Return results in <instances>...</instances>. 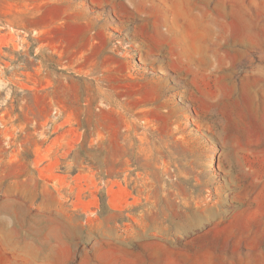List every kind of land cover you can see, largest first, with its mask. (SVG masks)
<instances>
[{
  "label": "rangeland",
  "instance_id": "rangeland-1",
  "mask_svg": "<svg viewBox=\"0 0 264 264\" xmlns=\"http://www.w3.org/2000/svg\"><path fill=\"white\" fill-rule=\"evenodd\" d=\"M0 264H264V0H0Z\"/></svg>",
  "mask_w": 264,
  "mask_h": 264
},
{
  "label": "built area",
  "instance_id": "built-area-1",
  "mask_svg": "<svg viewBox=\"0 0 264 264\" xmlns=\"http://www.w3.org/2000/svg\"><path fill=\"white\" fill-rule=\"evenodd\" d=\"M72 180H73V182L76 184V183H78V182H81V181H83V178H81V177H78V176H74L73 178H72ZM71 181H69V178L68 177H66L65 175H60V178H58V184H59V186L60 187H71ZM96 200H92V199H90L89 201H88V209L87 210H85V213L86 214H91V213H95L96 212Z\"/></svg>",
  "mask_w": 264,
  "mask_h": 264
}]
</instances>
